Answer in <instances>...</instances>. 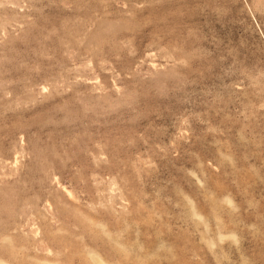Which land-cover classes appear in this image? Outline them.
<instances>
[{"label": "rangeland", "instance_id": "obj_1", "mask_svg": "<svg viewBox=\"0 0 264 264\" xmlns=\"http://www.w3.org/2000/svg\"><path fill=\"white\" fill-rule=\"evenodd\" d=\"M0 264H264V0H0Z\"/></svg>", "mask_w": 264, "mask_h": 264}]
</instances>
